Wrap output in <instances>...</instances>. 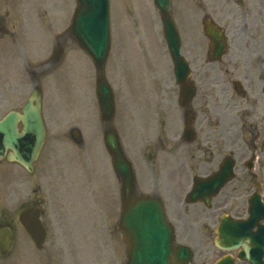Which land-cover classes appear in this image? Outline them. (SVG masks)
<instances>
[{
	"label": "rangeland",
	"instance_id": "obj_1",
	"mask_svg": "<svg viewBox=\"0 0 264 264\" xmlns=\"http://www.w3.org/2000/svg\"><path fill=\"white\" fill-rule=\"evenodd\" d=\"M31 1L0 0V18L5 21L8 33L12 29L22 30L19 33L27 38L34 35L28 38L30 41L21 34L12 37L19 39L2 37L0 40L3 42L0 44V70H3L0 71V116L8 108H19L24 102L30 90L31 77H35L33 82L40 79L47 139L33 175L17 165L0 162V224L9 223L13 227L12 246L6 254L0 255V264H119L120 258L125 261V256L121 251L117 252L115 238L119 237V232L113 224L118 208L117 182L102 145L93 65L77 44L68 40L65 58L58 67L51 69L55 63L48 62L44 69L48 67L50 70L44 76L41 68L36 67L37 61L43 64V60L50 56L53 35L69 24L75 0H42L37 7L31 5ZM177 1L175 13L187 57L196 60L200 51L205 57L206 39L200 24L202 11L193 7L194 0L192 3L186 0L179 12ZM206 2L210 5L208 0ZM21 14L23 18L20 21L14 17ZM262 19L264 24V17ZM193 22L195 26L199 25V31ZM110 26L111 43L105 75L116 92L129 96L135 93L136 98H141L142 94L136 91V87L143 83H147V87L149 82L144 80L169 79L170 84L160 19L152 0H110ZM248 52L251 56L246 54L241 58L262 57L264 46L259 54L254 50ZM29 57V67L34 73L28 67ZM30 73L33 75H28ZM175 96L173 93L172 98ZM148 101L155 109L159 108L153 95L148 100L143 96L142 103L135 102L134 141L133 133L130 134L133 127L127 124L132 155V150H135L132 158L135 170L148 191L155 189L166 193L168 203H182V195L191 182V176L200 173L199 169L210 172L216 163L203 160L202 154L197 162L181 156L185 158L184 162L181 161L183 164L165 158L166 154L174 158L168 151L160 152L158 157L154 153L150 155L147 152L149 146H145L146 139L151 138L155 131L145 126L149 115L137 110V104L144 105ZM166 103L161 102L162 110ZM74 126L81 131L82 145L77 146L70 140L68 131ZM178 129L171 132L174 139ZM206 133L210 145L212 133L210 130ZM168 147L173 149L172 142H168ZM178 175H183L185 184H176L181 179ZM156 184L158 187L153 188ZM180 192L182 194L178 197ZM33 201L40 202L42 220L47 229L40 250L34 247L17 219L20 209Z\"/></svg>",
	"mask_w": 264,
	"mask_h": 264
},
{
	"label": "flooded vegetation",
	"instance_id": "obj_2",
	"mask_svg": "<svg viewBox=\"0 0 264 264\" xmlns=\"http://www.w3.org/2000/svg\"><path fill=\"white\" fill-rule=\"evenodd\" d=\"M206 1L194 0L193 7L202 11L203 17L211 11L224 23L223 30L231 33L230 47L217 60L208 54L202 57V51L196 60L189 58L192 82L187 80L186 84H193L194 95L182 107L179 122H155V137L148 143L157 142L163 150L174 152L179 157L176 161L188 156L191 162H197L202 154L218 165L223 157L229 156L235 161V182L208 204L203 201L166 204L175 232L174 246L185 244L190 252L188 261H172L173 264H264V58H241L246 54L251 56L248 51L252 50L259 54L264 46V3L208 0V5ZM186 2L177 1L179 12ZM4 31L5 23L0 19V32ZM168 81L150 80L147 87L143 85L138 91L147 100L152 95L158 100L157 112L162 111L161 102L167 101L163 111L169 118L172 95L177 96L179 86L174 88ZM177 128L180 142L171 136ZM207 130L212 133L210 145ZM191 134L192 140H188ZM168 142H172L173 149L168 147ZM223 213L236 220L235 225L239 224L237 220L248 219L251 214L257 218L249 228H237L247 233L230 235V249L215 244L214 229Z\"/></svg>",
	"mask_w": 264,
	"mask_h": 264
},
{
	"label": "water",
	"instance_id": "obj_3",
	"mask_svg": "<svg viewBox=\"0 0 264 264\" xmlns=\"http://www.w3.org/2000/svg\"><path fill=\"white\" fill-rule=\"evenodd\" d=\"M76 1L78 5L71 19L70 32L96 67L95 87L101 117L110 123L113 97L103 74V64L110 42L109 0ZM153 1L160 12L165 40L172 59L177 66H180L179 40L170 14L171 0ZM206 31L211 37L216 35L208 25ZM41 99L40 89L36 86L22 106L21 113L10 111L0 119V158L6 156L8 160L17 161L29 171H32V162L37 157L46 135L41 116ZM19 120L22 123L20 131L16 127ZM104 141L111 154L113 168L123 181L122 200L134 203L125 207L121 220L125 233L130 235L126 242L128 245L126 264H167L168 252L171 249V228L166 221L161 201L149 196L131 198L132 170L121 152L112 126H109L105 132ZM230 176V169L225 166L208 178L195 177L193 189L188 198L194 200L204 194L210 195L216 192ZM19 220L37 247H40L45 230L38 220V210L31 208L22 211L19 214ZM10 236L9 227H0V253L8 250Z\"/></svg>",
	"mask_w": 264,
	"mask_h": 264
}]
</instances>
